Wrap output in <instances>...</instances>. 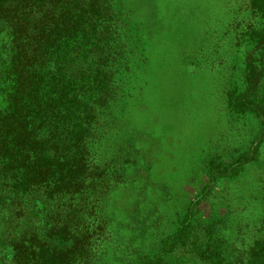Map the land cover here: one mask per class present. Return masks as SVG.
<instances>
[{"label": "rangeland", "instance_id": "rangeland-1", "mask_svg": "<svg viewBox=\"0 0 264 264\" xmlns=\"http://www.w3.org/2000/svg\"><path fill=\"white\" fill-rule=\"evenodd\" d=\"M246 1H120L140 51L128 60L127 96L108 108L104 134L93 145L92 166L109 162L111 169L107 180L93 175L83 198L55 210V219L99 209L116 242L144 262L167 245L159 264H244L246 249L264 239V119L233 110L261 23ZM252 93L249 100L263 112L264 71ZM98 182L109 190L104 202L103 192L91 190ZM10 202L0 196V264H11L17 230L47 227L53 215L51 206L28 210ZM100 243L90 264L108 260Z\"/></svg>", "mask_w": 264, "mask_h": 264}, {"label": "trees", "instance_id": "trees-1", "mask_svg": "<svg viewBox=\"0 0 264 264\" xmlns=\"http://www.w3.org/2000/svg\"><path fill=\"white\" fill-rule=\"evenodd\" d=\"M120 1L0 0V196L28 210L51 206L53 214L47 227L37 221L33 228L16 229L9 243L11 264H90L99 242L108 260L98 264H120L117 259L159 264L169 251L165 245L147 262L137 251L130 255L127 244L116 242L119 235L110 219L98 218L99 209L95 217L55 219V210L72 205L76 195L82 199L91 179L103 181L111 169L109 162L92 166L93 145L104 134L108 108L127 96L128 60L140 51L135 26ZM245 4L261 23L244 60V90L234 97L233 110L252 112L263 121L264 111L249 98L264 71V0ZM105 188L98 182L91 189L104 193L101 202L109 191ZM246 250L244 264H264V239Z\"/></svg>", "mask_w": 264, "mask_h": 264}]
</instances>
